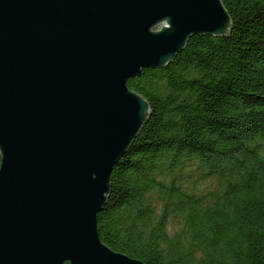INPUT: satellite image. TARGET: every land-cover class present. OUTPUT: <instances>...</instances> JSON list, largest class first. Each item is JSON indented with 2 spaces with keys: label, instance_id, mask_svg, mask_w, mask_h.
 Here are the masks:
<instances>
[{
  "label": "water",
  "instance_id": "water-1",
  "mask_svg": "<svg viewBox=\"0 0 264 264\" xmlns=\"http://www.w3.org/2000/svg\"><path fill=\"white\" fill-rule=\"evenodd\" d=\"M232 24L222 0H0V264H145L97 224L152 113L128 81Z\"/></svg>",
  "mask_w": 264,
  "mask_h": 264
},
{
  "label": "trees",
  "instance_id": "trees-1",
  "mask_svg": "<svg viewBox=\"0 0 264 264\" xmlns=\"http://www.w3.org/2000/svg\"><path fill=\"white\" fill-rule=\"evenodd\" d=\"M222 1L229 37L128 81L152 113L97 224L145 264H264V0Z\"/></svg>",
  "mask_w": 264,
  "mask_h": 264
}]
</instances>
